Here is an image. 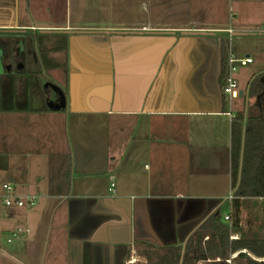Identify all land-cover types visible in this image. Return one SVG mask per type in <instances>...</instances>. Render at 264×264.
I'll list each match as a JSON object with an SVG mask.
<instances>
[{
  "label": "crops",
  "instance_id": "1",
  "mask_svg": "<svg viewBox=\"0 0 264 264\" xmlns=\"http://www.w3.org/2000/svg\"><path fill=\"white\" fill-rule=\"evenodd\" d=\"M121 2L103 0L94 18L82 14L85 0H0V202L42 240L56 235L43 254L53 264H120L170 246L183 254L216 211L229 240H263L264 196L233 193L231 147L237 112L264 113V0H129L120 21ZM72 34L113 35L119 52L78 50ZM229 45L252 60L239 64L232 104L219 82ZM47 81L64 91L65 107L49 106L56 98ZM211 166L226 177L221 193L205 196L220 200L212 209L199 205L195 182ZM5 183L37 203L6 206Z\"/></svg>",
  "mask_w": 264,
  "mask_h": 264
},
{
  "label": "trees",
  "instance_id": "2",
  "mask_svg": "<svg viewBox=\"0 0 264 264\" xmlns=\"http://www.w3.org/2000/svg\"><path fill=\"white\" fill-rule=\"evenodd\" d=\"M228 56L223 46L219 82L225 85ZM257 78L249 90L257 94ZM232 190L236 196H264V113L247 116L238 111L232 120L231 147ZM229 226L219 211L210 214L195 235L190 236L180 253V247L170 246L164 255L145 257L140 264H229V253L239 251L235 264H264V239L229 240ZM209 241L202 245V238ZM183 248V247H182ZM181 248V250H182ZM245 249L246 251H240ZM139 264V263H138Z\"/></svg>",
  "mask_w": 264,
  "mask_h": 264
},
{
  "label": "rangeland",
  "instance_id": "3",
  "mask_svg": "<svg viewBox=\"0 0 264 264\" xmlns=\"http://www.w3.org/2000/svg\"><path fill=\"white\" fill-rule=\"evenodd\" d=\"M85 1L87 3L85 6L86 10L82 14L87 15V16H93L94 18H97L100 16V13L102 12V9H103L102 5H106L105 3H103V0H85ZM121 1H122L121 9H123L125 13H123L120 10V16L116 13L115 17L120 19V21H123L125 20V18H127V15L129 14V0H121ZM169 1L170 3L173 2V0H169ZM172 6H175V5H172ZM99 8L101 9L100 11H99ZM114 8L116 10V7ZM172 9L173 8L170 7V11ZM111 10L113 12V7L111 8ZM107 11H109V9H107ZM137 14L141 15L142 17H145L147 14V12L145 14V6L137 5ZM119 24L128 25L126 22H122V23L120 22ZM70 37H71L70 39H72L71 43H73V46H77L78 50L82 48H92L96 46H103V47H106L107 50L112 51L113 54H117V52H119V51H116L118 47L116 44L117 38L114 37L113 35L106 36L104 34H91L90 36H88L86 34L85 35L84 34H72V36ZM87 37H91L92 39H88ZM253 65L254 64L247 65L245 66V69H248V71H250L249 67H252ZM238 67H240L239 64H238ZM237 73L238 72H236V74ZM219 158L222 160V163H223V160L225 158L223 150L219 152ZM222 168H225L224 164H222V166L217 169L219 171ZM209 169L210 171L206 173L201 172V174L198 175V177H195V182L201 185L197 192L203 195V197L199 199V201L201 202V204L199 205L200 206L209 205V208L212 209L215 207V205L218 206L220 204V200H218L217 198H212V197L206 198L205 196H208L209 194L221 193V189L223 188L224 190L226 187L225 182H223L224 180H226V177L225 179H223L224 178L223 172L219 173L220 172L219 171L215 173L213 171L212 166L209 167ZM215 178H216V181H215L216 183L213 182V184H215L216 186L208 183L207 180L213 181ZM217 179H219L218 182H217ZM159 183L161 182L158 181V184ZM224 205L225 206H222V211L227 210L226 204ZM9 210L10 208L5 207L0 202V218L2 217L6 220L5 226L3 227V230L1 233L3 238L0 244L1 246L0 247V264H21V263L22 264H53L54 259L52 255L49 257L48 254L52 250L53 244L58 242V240L55 239L56 235H51L50 240L46 238L42 240L41 234H40L41 232L39 233V231H37V229L35 228V224L34 225L32 224L33 227L27 226L26 225L27 223H24L23 219H21V216L16 215L15 217H11V213L9 212ZM50 225H51L50 222L48 224L49 226L48 228L45 225L46 229L44 228L43 230H41L42 234H48ZM54 227H55V224L53 226L52 232L54 230ZM32 236L34 237L33 241H31ZM7 238H9V241H7ZM62 240L64 241V239H61V241ZM3 249L9 252L10 254H12L13 257H8L6 253L2 252ZM45 250H47L48 254L43 255ZM156 254L157 253H154V256ZM123 259L120 264H126V263L128 264H138L139 263L140 264L141 261L142 262L146 261L145 257H126V258L123 257ZM60 260L61 259L56 258L57 264H61Z\"/></svg>",
  "mask_w": 264,
  "mask_h": 264
},
{
  "label": "built area",
  "instance_id": "4",
  "mask_svg": "<svg viewBox=\"0 0 264 264\" xmlns=\"http://www.w3.org/2000/svg\"><path fill=\"white\" fill-rule=\"evenodd\" d=\"M251 58H237L232 50V46L229 45V55H228V72L226 75L225 85L222 87L223 93L228 96L230 103L232 104L233 98L238 96L239 93V82L236 76V72L238 70V64L245 65L251 62ZM3 188L5 189V193L3 194V201L6 206H16L23 207L26 205H34L38 201V197L35 195H21L14 191V188L9 183L3 184ZM115 183L112 182L109 188V191L113 194L115 193ZM229 198H233L231 195ZM225 220H230V215L224 216ZM231 239H238L239 235L232 234L230 236ZM229 264H235L233 261V257H229L226 260Z\"/></svg>",
  "mask_w": 264,
  "mask_h": 264
},
{
  "label": "water",
  "instance_id": "5",
  "mask_svg": "<svg viewBox=\"0 0 264 264\" xmlns=\"http://www.w3.org/2000/svg\"><path fill=\"white\" fill-rule=\"evenodd\" d=\"M71 32V31H70ZM72 32H76V31H72ZM15 56L18 57L19 54H18V50L17 48H15ZM51 85L55 88V90L58 91V93L56 94L57 98L54 100H51V102L49 103V106L51 108H55V109H59L60 107H65L66 105V95L64 93V91L58 86V85H55V84H52ZM240 94L242 95V91L240 92Z\"/></svg>",
  "mask_w": 264,
  "mask_h": 264
},
{
  "label": "flooded vegetation",
  "instance_id": "6",
  "mask_svg": "<svg viewBox=\"0 0 264 264\" xmlns=\"http://www.w3.org/2000/svg\"><path fill=\"white\" fill-rule=\"evenodd\" d=\"M34 58H36V57H34ZM51 83H52V82H51ZM51 83H50V81H47V82L44 83V86L48 89V88L50 87L49 85H50ZM52 84H53V83H52ZM48 86H49V87H48ZM51 88H52V92H51V93L54 95L55 98H57V97H56V96H57L56 94L58 93V91L55 90V88H54L53 86H51Z\"/></svg>",
  "mask_w": 264,
  "mask_h": 264
}]
</instances>
